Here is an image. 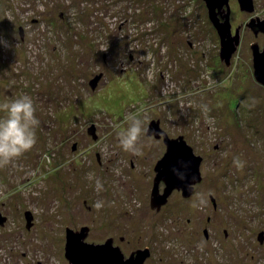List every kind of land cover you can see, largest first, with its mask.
Instances as JSON below:
<instances>
[{
  "label": "rangeland",
  "instance_id": "rangeland-1",
  "mask_svg": "<svg viewBox=\"0 0 264 264\" xmlns=\"http://www.w3.org/2000/svg\"><path fill=\"white\" fill-rule=\"evenodd\" d=\"M243 33L227 67L201 0H0V103L26 94L40 121L33 148L0 168V264L58 263L66 227L101 232L103 215L132 207L153 264H264V86L244 48L262 38ZM129 113L202 157L193 195L173 194L148 226L147 168L119 145ZM137 147L165 150L145 132Z\"/></svg>",
  "mask_w": 264,
  "mask_h": 264
},
{
  "label": "flooded vegetation",
  "instance_id": "flooded-vegetation-1",
  "mask_svg": "<svg viewBox=\"0 0 264 264\" xmlns=\"http://www.w3.org/2000/svg\"><path fill=\"white\" fill-rule=\"evenodd\" d=\"M203 5L205 7V10L207 12V17L209 21V25L215 30V25L214 21L210 20L209 15H208V9L203 0ZM248 2L246 5L243 6V9L240 8V4L238 0H222V2H217L213 4V13L214 16L212 18L216 21V23H223L227 22L229 25V30L230 34L233 36L236 33H238V44L236 46V50L234 53L231 55L234 56L236 52L240 49V46L242 45L243 41V32H251L254 37L256 38H262V40H257L255 42L251 43H244V48L245 51L251 52V64H252V69H253V61H252V51H251V45L252 44H257L258 49L261 50L263 47V33L258 32L254 33V29L261 28L264 25V2L262 4L261 0H246ZM248 5V6H247ZM237 15V16H236ZM239 15V16H238ZM217 34V32H216ZM218 36V34H217ZM219 40V36H218ZM220 46V44H219ZM218 57H219V50H218ZM220 60V58H219ZM220 62H222L220 60ZM225 64V63H224ZM226 65V64H225ZM228 67V65H227ZM101 74V73H99ZM252 76H253V71H252ZM101 77L99 78V81L101 80ZM253 79L255 80L254 76ZM97 81V82H99ZM257 85H261L259 82H257ZM98 83H96L97 86ZM156 123L158 126V129L163 130V133H166V131L162 128L160 119L157 118H150L148 120L149 123ZM147 124V126H148ZM146 126V128H147ZM145 128V129H146ZM86 133L93 139L96 140L98 137L97 134V126L95 123H90L88 126H86ZM146 135V134H145ZM166 135L169 138H175L172 136H169L167 133ZM148 138H154L156 140H160L163 143V136L161 133H159L158 137H155L153 134L150 136H147ZM178 137V136H177ZM164 145V143H163ZM165 146V145H164ZM77 147L76 142H73L71 145V150L75 151ZM165 151V150H164ZM164 153V152H163ZM164 154H137L136 156L139 158V160H135V163L133 159L130 162V168L133 169L134 167L138 168H147V170L144 172L146 175L148 173L149 180H151L150 185V190H149V195H148V200H146L147 207L145 208V211L141 213L138 218L140 221L139 223H145L148 224L150 223L149 217L152 216L154 213L159 214L161 213L168 205V202L170 201V198L173 194L179 193L181 195V192L179 190H173L170 195L167 197L166 202L162 205H160L159 208L157 207H152L150 200H151V194L152 190L154 187V180H155V167L158 161L162 158ZM98 160V158H97ZM202 162V160H201ZM201 173V172H200ZM146 177V176H145ZM201 180H202V175H201ZM201 180L194 185V188L196 187L197 184L201 182ZM164 183L162 181H158L157 183V191L159 194L163 192L164 189ZM194 193V191H193ZM193 193L189 196L186 197L185 199H189ZM86 201L83 200V204L87 208V210H91L90 205L85 204ZM125 203H130L129 200H126ZM144 204V202H143ZM106 206V205H105ZM118 207V206H115ZM115 208L114 210H110L109 212H113L114 214L110 215H103L102 218L110 223L109 226L103 228L101 232H94L92 229V226L88 224H82L77 228H70L66 227L64 230V233L61 238H59V245L58 247L54 246L52 247L55 251V255L57 258L58 263H54L51 261H46V257H42V255L39 258L34 259L33 264H71L68 258L65 255V250H66V230L71 229L73 232H78L81 228L85 229V237L83 238V242L86 244H92V245H98L100 246L99 252L100 254L97 257L93 256H85L83 259L84 264H153L152 259H153V246L150 242H146L147 240V234L146 230L144 229L143 234L137 235V214H133L135 211L132 208L128 209H123L124 214H119L121 211ZM25 212H29L31 214L30 218V224L27 227L26 223V216ZM24 219H25V227L26 229H29L30 227H33L34 225V217L33 214L25 210L23 212ZM112 215V216H111ZM100 215L96 216V220H99ZM0 218L2 222L0 223V226H3L7 224L8 221V215L3 214L0 211ZM148 226V225H146ZM207 232V231H206ZM261 232L262 235V240H259V233ZM204 235V234H203ZM207 238V236H204ZM257 240L262 243L264 241V234L263 231H259L257 234ZM51 249V248H50ZM89 260V261H88Z\"/></svg>",
  "mask_w": 264,
  "mask_h": 264
},
{
  "label": "water",
  "instance_id": "water-1",
  "mask_svg": "<svg viewBox=\"0 0 264 264\" xmlns=\"http://www.w3.org/2000/svg\"><path fill=\"white\" fill-rule=\"evenodd\" d=\"M208 9L210 20L214 21L216 32L219 36V58L226 65H229L231 55L236 50L238 44V33L230 34L229 25L227 22L216 23L212 18L213 4L222 2V0H203ZM240 8L248 2L246 0H238ZM246 3V4H245ZM248 6V5H247ZM254 33L262 32L264 38V25L261 28L254 29ZM252 61H253V76L257 82L264 86V42L261 50L257 44L251 45ZM101 74L96 75L91 81L90 86L95 87ZM159 133L163 136L165 151L162 158L158 161L155 167L154 187L151 194V206L159 208L160 205L166 202L167 197L175 189L181 192L183 197H189L194 191V185L201 180L200 164L202 157L193 152L192 147L186 142L182 135L176 138H169L163 130L158 129L156 123H149L145 134L147 136L154 135L158 137ZM162 181L164 189L161 194L157 191V183ZM213 204L214 199L211 198ZM27 227L30 224L29 212H25ZM2 222L0 218V223ZM204 236H207L206 230H203ZM85 229L81 228L78 232H73L71 229L66 230V250L65 255L71 264H84L85 256L97 257L100 252V246L86 244L83 242L85 237ZM259 240H262L261 232ZM89 261V260H88Z\"/></svg>",
  "mask_w": 264,
  "mask_h": 264
},
{
  "label": "clouds",
  "instance_id": "clouds-1",
  "mask_svg": "<svg viewBox=\"0 0 264 264\" xmlns=\"http://www.w3.org/2000/svg\"><path fill=\"white\" fill-rule=\"evenodd\" d=\"M125 121L128 126L118 133L119 145L125 152L139 154L137 145L146 131L143 121L138 114L132 113L126 115ZM39 124L30 96L22 94L0 103V168L33 148L37 139L35 130Z\"/></svg>",
  "mask_w": 264,
  "mask_h": 264
}]
</instances>
